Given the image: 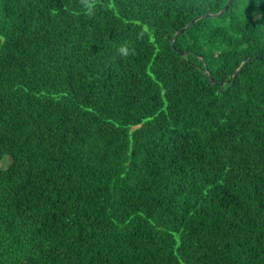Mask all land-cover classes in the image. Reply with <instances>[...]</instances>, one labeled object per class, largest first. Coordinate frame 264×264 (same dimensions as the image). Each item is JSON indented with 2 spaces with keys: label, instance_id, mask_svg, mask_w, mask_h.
Masks as SVG:
<instances>
[{
  "label": "trees",
  "instance_id": "16d2710c",
  "mask_svg": "<svg viewBox=\"0 0 264 264\" xmlns=\"http://www.w3.org/2000/svg\"><path fill=\"white\" fill-rule=\"evenodd\" d=\"M226 2L0 0V264H264V0Z\"/></svg>",
  "mask_w": 264,
  "mask_h": 264
},
{
  "label": "water",
  "instance_id": "95a60500",
  "mask_svg": "<svg viewBox=\"0 0 264 264\" xmlns=\"http://www.w3.org/2000/svg\"><path fill=\"white\" fill-rule=\"evenodd\" d=\"M229 0H227V2H226V4L224 5V7L219 11V12H217V13H213V14H204V16H210V17H215V16H218L219 14H221L227 7H228V5H229ZM200 16H197V17H195L187 26H189V25H191L195 20H197L198 18H199ZM183 29H180L179 31H177L175 34H174V36L171 38V44H172V46L174 47V44H173V42H174V39H175V37H176V35L178 34V33H180L181 31H182ZM175 48V47H174ZM176 51H178L179 53H182V50H180V49H176Z\"/></svg>",
  "mask_w": 264,
  "mask_h": 264
},
{
  "label": "snow or ice",
  "instance_id": "6c2138e0",
  "mask_svg": "<svg viewBox=\"0 0 264 264\" xmlns=\"http://www.w3.org/2000/svg\"><path fill=\"white\" fill-rule=\"evenodd\" d=\"M229 2H230V0H229Z\"/></svg>",
  "mask_w": 264,
  "mask_h": 264
}]
</instances>
